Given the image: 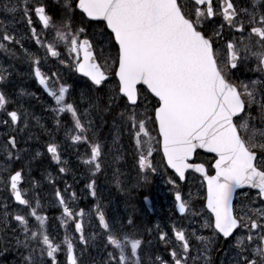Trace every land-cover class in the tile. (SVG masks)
I'll return each mask as SVG.
<instances>
[{"label": "snow or ice", "instance_id": "snow-or-ice-1", "mask_svg": "<svg viewBox=\"0 0 264 264\" xmlns=\"http://www.w3.org/2000/svg\"><path fill=\"white\" fill-rule=\"evenodd\" d=\"M54 7L53 11L48 0H9L0 12L19 13L36 44L45 47L46 56L59 59L57 45L63 44L67 66L87 77L97 91L114 78L105 99L89 95L83 110L77 102H69V87L59 83L57 73L42 71V59L24 46L10 21L0 20V51L15 56L13 46L19 45L35 79L55 101L57 128L60 117L69 116L66 134L74 143L88 146L83 163L92 175L102 171L104 146L89 135L94 124L91 113L101 106L108 112L122 107L121 131L127 130L139 173H156L154 153L162 152L165 172L173 170L179 181L187 179L186 173H198L194 178L206 188L205 193L190 191L185 198L176 179L167 180L180 218L189 220V227L174 223L170 231L156 225L155 239L164 245L168 258L154 255L146 261L144 249L152 241L132 231L137 228L134 219L130 217L127 225L110 222L97 206L104 246L111 249L101 264H264V0H54ZM34 18L53 34L47 45L32 27ZM88 26L98 30L93 36L98 35L99 42L89 38ZM253 63L260 77L238 80L236 74L251 70ZM10 75L0 67V83ZM53 77L57 79L50 85ZM9 104V97L0 91V124L10 129L0 144L5 165L0 168V184L23 209L9 211V204H3L0 228L11 238H5L0 256L15 248L16 264H83L89 248L84 211H75L59 190L55 192L63 209L61 226L67 229L72 221L79 233L83 248L78 254L67 231L62 240L50 234L48 217L38 214L39 195L29 199L23 188L24 168L8 170L11 162L22 158L14 133L28 127L26 116L10 110ZM21 123L24 128H19ZM119 136L118 131L114 164L122 158ZM200 150L213 154L212 159H202ZM46 152L61 163L57 143H47ZM121 175L115 168L117 186ZM95 186V179L87 185L93 196ZM194 218L202 221L198 229L190 227ZM61 252L64 261L58 259Z\"/></svg>", "mask_w": 264, "mask_h": 264}, {"label": "rangeland", "instance_id": "rangeland-1", "mask_svg": "<svg viewBox=\"0 0 264 264\" xmlns=\"http://www.w3.org/2000/svg\"><path fill=\"white\" fill-rule=\"evenodd\" d=\"M9 0H0V6L4 3H8ZM15 3V0H11ZM18 17L12 16L11 14L0 12V20L5 23L11 22V26L14 29V34L18 38H22V43L31 52L38 55L42 59V70L51 75L52 72L58 74L59 83L66 84L69 87V102H77L81 110L87 107L86 101L89 95L95 100L96 97L100 98L102 95L95 88H93L86 80L77 77L73 70L67 66L69 56L66 48L61 49V58L58 59L54 70H48L50 61L46 58L45 47L39 45V50L36 48V42L32 40V35H29L30 28L26 21L19 17V13L16 14ZM7 17V19H6ZM36 20L33 23V27L36 28ZM37 29V28H36ZM89 38L94 40V43L99 42L100 37L93 36L94 31H98L94 26H88L87 28ZM39 37L42 38L44 45H47L52 41L51 30H39L37 29ZM59 45L63 44H58ZM16 55L12 53H6L0 51V67L7 68L11 73L8 79L4 83H0V91H4L9 97L10 110H18L24 116H26L28 127L23 131H17L14 133L18 140V146L21 151V166L17 161H13L9 164L8 170L11 171L13 168L19 170L21 167L24 168L25 181L23 188L27 191V197L31 199L34 194L39 195L41 207L38 209V214L48 217V225L50 234L56 237L58 240H62L67 231L69 237L74 239L77 243V253L83 248V245L78 243V235L74 231V223L68 222L67 229L65 226H61V218L63 209L60 206L55 192L59 190L64 196L65 200L75 210L84 211L83 217L84 234L89 240V248L83 256V264H101L106 259L107 251L104 246L103 230L99 227V222L96 214L97 206L95 201L90 202L88 196L90 195V189L87 187L93 179L96 181V186L102 185L104 188H100L104 192V198L100 193V211H103L106 219L110 222L124 224L120 219L119 211L123 209L128 214L127 218L131 215L130 204L133 205L135 210L134 221L137 228L132 231H140L141 234L146 236V229L143 230L142 226L144 223L151 224L155 222L160 225V228L164 231H170L171 226L175 223L177 227H189V220L181 219L173 208V186L167 183L169 177L172 176L169 171L165 172L160 156L155 155V163L158 166L156 173L148 172L152 177L150 185L142 187V182L145 181L146 173H139L135 165V161L132 155V145L130 142L127 130L121 131V121L118 116V112L122 110V107L112 114L108 111L103 110L102 106L99 110L93 111L90 118L94 121L92 130L89 133L90 137L95 141H98L104 146L103 166L102 171L96 173L95 176L89 170V166L84 164L83 161L88 158L87 152L89 151L87 145L74 143L66 134V130L69 128L68 123L57 128L56 126V114L52 112L55 101L52 97H48L35 83L31 68L29 64L23 58L22 52L20 51L19 45L13 46ZM10 52V51H9ZM19 57V58H17ZM60 60H65V64H61ZM62 65H66L63 68ZM7 75V73L5 74ZM237 78L240 81L248 82L256 80L260 77V73L255 71V64L249 68H244L237 74ZM56 77H53L49 81V84H53L56 81ZM115 79H110L106 82L103 89L104 98L105 93L114 87ZM58 87V84H57ZM84 98V103H81V97ZM115 108V107H114ZM253 116L256 117V123L259 126V111L255 107L252 112ZM0 118H3V113H0ZM111 123H110V122ZM112 124L111 128L107 125ZM19 128H24L23 123L19 125ZM10 129L5 128L0 124V144L4 143L5 137ZM120 132L119 136V147L121 149L122 158L116 164L113 163V156L116 154L117 145L114 143L117 139V132ZM74 134V133H73ZM156 133L153 132V135ZM25 142H31L30 152H28L29 145L26 146ZM49 142H55L60 146V159L61 163L54 164L50 155L46 152V145ZM27 151H23V150ZM41 153L40 156H35V153ZM202 159H209L208 157L200 156ZM36 160H39V164H31ZM0 165H4V154L0 151ZM134 166V170L132 169ZM65 168L64 172H60L59 169ZM119 167L122 175L120 176L121 183L114 189L113 194L109 198L105 196V192L109 190L112 185L109 184L112 178L110 171L115 170ZM6 175V173H4ZM194 175L190 174L187 176L186 182L181 184L177 179V184L180 185V191L187 198L188 193L191 191L193 194L204 193V189L200 186V180L195 179ZM98 178L99 180H96ZM81 182L75 189L76 183ZM115 183L116 181L113 180ZM119 190V191H118ZM120 191L122 193H120ZM75 193V197L69 195ZM148 197L151 200V210L147 211L142 203L143 197ZM131 198V199H130ZM240 197L238 196V199ZM86 204H81V201ZM9 204V211H20L23 206H17L13 203L10 198L9 192L5 191L4 186L0 184V214L3 213V204ZM199 207V205H197ZM49 212L44 213V210ZM30 221L34 223V218H30ZM202 221L199 218L192 219L191 228L198 229ZM15 226V222H13ZM156 231H152L147 237V240H151L150 245H146L144 249V258L147 261L154 255L164 256L168 258V253L165 251V247L159 244L155 239ZM203 234L207 235L206 231ZM11 238V234L4 233L3 229L0 228V248H3L5 238ZM22 238V237H21ZM170 251V249L168 250ZM61 255V256H60ZM6 257V258H5ZM19 259V255L15 248H12V252H6L3 256H0V264H16ZM60 261L65 260V254L63 252L58 254Z\"/></svg>", "mask_w": 264, "mask_h": 264}, {"label": "bare ground", "instance_id": "bare-ground-1", "mask_svg": "<svg viewBox=\"0 0 264 264\" xmlns=\"http://www.w3.org/2000/svg\"><path fill=\"white\" fill-rule=\"evenodd\" d=\"M0 168H3L1 165H0ZM110 180L112 179V178H109ZM107 192V191H106Z\"/></svg>", "mask_w": 264, "mask_h": 264}, {"label": "water", "instance_id": "water-1", "mask_svg": "<svg viewBox=\"0 0 264 264\" xmlns=\"http://www.w3.org/2000/svg\"><path fill=\"white\" fill-rule=\"evenodd\" d=\"M39 83V82H38ZM42 86V85H41Z\"/></svg>", "mask_w": 264, "mask_h": 264}]
</instances>
